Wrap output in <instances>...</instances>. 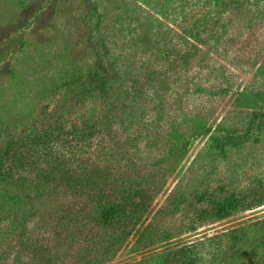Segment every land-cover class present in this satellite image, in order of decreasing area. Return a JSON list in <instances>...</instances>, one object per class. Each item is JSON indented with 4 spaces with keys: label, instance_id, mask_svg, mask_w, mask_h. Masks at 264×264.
Wrapping results in <instances>:
<instances>
[{
    "label": "rangeland",
    "instance_id": "rangeland-1",
    "mask_svg": "<svg viewBox=\"0 0 264 264\" xmlns=\"http://www.w3.org/2000/svg\"><path fill=\"white\" fill-rule=\"evenodd\" d=\"M83 118L93 136L41 142ZM10 139L34 164L16 175L65 157L149 179L148 211L96 264H264V0H0V152ZM39 193L0 180V264L118 238L79 217L60 241L63 209L94 205Z\"/></svg>",
    "mask_w": 264,
    "mask_h": 264
},
{
    "label": "trees",
    "instance_id": "trees-1",
    "mask_svg": "<svg viewBox=\"0 0 264 264\" xmlns=\"http://www.w3.org/2000/svg\"><path fill=\"white\" fill-rule=\"evenodd\" d=\"M99 80L100 74H95ZM95 80V79H94ZM94 82V81H93ZM93 85V83H92ZM86 90V89H85ZM85 90L75 93L81 95ZM113 110H108L106 114L107 123L112 126L115 123ZM66 123L59 122L52 128V133L44 132L41 142H45L49 135L57 132L60 135L70 133L74 140L89 138L96 132V123L87 118H83L80 125H75L73 129ZM85 136V137H83ZM16 142L10 139L0 152V180L13 183L16 187L25 189L34 187L39 194L55 195L60 192L74 193L86 199V204L94 205L93 211L88 214L83 209L66 208L61 213L62 222L56 227L58 239L65 240L70 236V226L74 225L79 217L84 221L96 218L101 223L111 226L114 229L122 227L118 238L112 242L101 241V233H92L94 238L81 252L78 253L72 264H96L113 255L122 242H125L128 235L137 227L144 212L148 211L154 192L149 179L139 174H131L117 170L105 165H95L86 168L83 172L79 165L70 164L67 159L60 157L53 162L46 161L41 165L39 174L33 178L28 175L15 173L21 168H34L33 162L29 161L28 155L23 151H14ZM46 148V146H44ZM80 211V212H79ZM82 213V214H81ZM81 215V216H80ZM85 216V217H84ZM91 218V219H90ZM96 235L98 237L96 238ZM66 237V238H65ZM46 254V253H45ZM41 256L42 264H57L55 257L50 253ZM107 256V257H106Z\"/></svg>",
    "mask_w": 264,
    "mask_h": 264
}]
</instances>
